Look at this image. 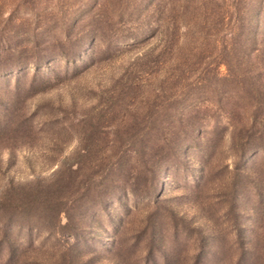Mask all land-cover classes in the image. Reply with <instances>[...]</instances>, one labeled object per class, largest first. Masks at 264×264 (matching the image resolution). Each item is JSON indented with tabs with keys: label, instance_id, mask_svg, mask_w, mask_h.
Wrapping results in <instances>:
<instances>
[{
	"label": "rangeland",
	"instance_id": "rangeland-1",
	"mask_svg": "<svg viewBox=\"0 0 264 264\" xmlns=\"http://www.w3.org/2000/svg\"><path fill=\"white\" fill-rule=\"evenodd\" d=\"M0 132V196L108 187L0 264H264V0H0Z\"/></svg>",
	"mask_w": 264,
	"mask_h": 264
},
{
	"label": "trees",
	"instance_id": "trees-1",
	"mask_svg": "<svg viewBox=\"0 0 264 264\" xmlns=\"http://www.w3.org/2000/svg\"><path fill=\"white\" fill-rule=\"evenodd\" d=\"M4 132H8L7 126ZM23 132L30 135L38 134L37 131L32 130V127ZM116 165H119V161ZM147 166L151 173L152 170L155 172L157 164L152 163ZM91 186V181L86 177H79L78 170L73 169L69 164L58 170L54 178L49 181H39L36 187L28 192L22 191L21 187H13L9 191L10 194L5 192L0 196V221L9 220L11 225L13 222L25 220L27 224L36 225L48 233L77 237L85 228L84 220L89 212L88 209L92 205L95 207L104 203L103 196L108 188L94 192ZM148 187L149 183L145 187L143 196L149 194ZM134 190L132 187L131 192L133 193ZM62 214L66 218L63 223ZM16 251L17 249L12 247L10 256Z\"/></svg>",
	"mask_w": 264,
	"mask_h": 264
}]
</instances>
